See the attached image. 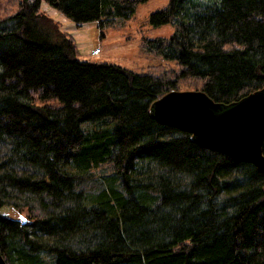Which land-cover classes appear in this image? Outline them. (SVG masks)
<instances>
[{"label":"trees","instance_id":"obj_1","mask_svg":"<svg viewBox=\"0 0 264 264\" xmlns=\"http://www.w3.org/2000/svg\"><path fill=\"white\" fill-rule=\"evenodd\" d=\"M42 1L120 28L145 0H0L6 264H264V173L151 113L170 91L230 103L263 87L264 0H169L148 21L173 32L142 38L139 71L78 58Z\"/></svg>","mask_w":264,"mask_h":264},{"label":"water","instance_id":"obj_2","mask_svg":"<svg viewBox=\"0 0 264 264\" xmlns=\"http://www.w3.org/2000/svg\"><path fill=\"white\" fill-rule=\"evenodd\" d=\"M151 113L158 123L192 134L203 148L264 173V86L230 103L200 90L170 91L152 103ZM0 264H6L1 254Z\"/></svg>","mask_w":264,"mask_h":264},{"label":"rangeland","instance_id":"obj_3","mask_svg":"<svg viewBox=\"0 0 264 264\" xmlns=\"http://www.w3.org/2000/svg\"><path fill=\"white\" fill-rule=\"evenodd\" d=\"M169 0H145L136 5L133 15L120 28H101L97 21L82 23L77 26L71 19L58 10L49 7L44 1V10L59 28L72 38L78 58L92 62H108L126 67L133 71L145 68L148 60L139 53L138 45L142 38H168L173 32V26L166 24L153 26L149 23V15L166 7ZM98 48L99 53L93 54ZM111 173L110 165L103 164L93 169L83 182V189L95 192L103 187L102 178ZM30 218L41 215V210L28 206ZM20 220H27L26 211H22ZM18 218V216H17ZM28 220H30L28 218Z\"/></svg>","mask_w":264,"mask_h":264},{"label":"built area","instance_id":"obj_4","mask_svg":"<svg viewBox=\"0 0 264 264\" xmlns=\"http://www.w3.org/2000/svg\"><path fill=\"white\" fill-rule=\"evenodd\" d=\"M97 53H99V51H98V49H95V50L93 51V54H97Z\"/></svg>","mask_w":264,"mask_h":264}]
</instances>
